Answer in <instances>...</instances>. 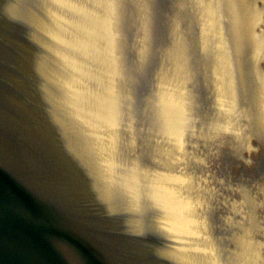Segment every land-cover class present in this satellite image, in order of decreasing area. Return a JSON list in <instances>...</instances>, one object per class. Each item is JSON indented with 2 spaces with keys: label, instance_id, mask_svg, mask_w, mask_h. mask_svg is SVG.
<instances>
[{
  "label": "water",
  "instance_id": "obj_1",
  "mask_svg": "<svg viewBox=\"0 0 264 264\" xmlns=\"http://www.w3.org/2000/svg\"><path fill=\"white\" fill-rule=\"evenodd\" d=\"M262 1L0 0V264H264Z\"/></svg>",
  "mask_w": 264,
  "mask_h": 264
}]
</instances>
